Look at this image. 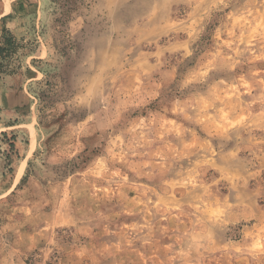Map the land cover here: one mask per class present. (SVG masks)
<instances>
[{"label":"rangeland","instance_id":"374dc122","mask_svg":"<svg viewBox=\"0 0 264 264\" xmlns=\"http://www.w3.org/2000/svg\"><path fill=\"white\" fill-rule=\"evenodd\" d=\"M41 10L0 75L25 90L0 104V264H264V0Z\"/></svg>","mask_w":264,"mask_h":264},{"label":"crops","instance_id":"0c3cea01","mask_svg":"<svg viewBox=\"0 0 264 264\" xmlns=\"http://www.w3.org/2000/svg\"><path fill=\"white\" fill-rule=\"evenodd\" d=\"M47 0H0V39L5 30H9L11 34L16 36L22 35L23 27L21 24L29 17L32 18L36 24V28L43 17L44 12L41 10L42 3H46ZM5 25V26H4ZM10 81V82H9ZM5 86L0 83V104L5 103L7 106H16L17 97H25V90H19L17 94L12 90L11 78L5 80ZM10 87V88H9Z\"/></svg>","mask_w":264,"mask_h":264},{"label":"trees","instance_id":"16d2710c","mask_svg":"<svg viewBox=\"0 0 264 264\" xmlns=\"http://www.w3.org/2000/svg\"><path fill=\"white\" fill-rule=\"evenodd\" d=\"M13 38L10 31L4 28L0 39V75L13 73V68L10 66V57L15 50Z\"/></svg>","mask_w":264,"mask_h":264},{"label":"bare ground","instance_id":"6f19581e","mask_svg":"<svg viewBox=\"0 0 264 264\" xmlns=\"http://www.w3.org/2000/svg\"><path fill=\"white\" fill-rule=\"evenodd\" d=\"M31 134L33 135V130H32V129H31ZM32 135H31V136H32ZM32 146H33V140H32ZM20 175H21V170H20L19 173L17 174V177H16L15 181H17V180L19 179Z\"/></svg>","mask_w":264,"mask_h":264}]
</instances>
